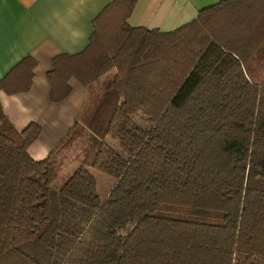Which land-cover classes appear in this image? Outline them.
I'll return each instance as SVG.
<instances>
[{
  "label": "trees",
  "instance_id": "obj_1",
  "mask_svg": "<svg viewBox=\"0 0 264 264\" xmlns=\"http://www.w3.org/2000/svg\"><path fill=\"white\" fill-rule=\"evenodd\" d=\"M139 1L107 6L78 65L51 74L54 102L72 76L91 94L60 189L54 154H29L41 127L0 108V264H264V0H223L169 32L129 25ZM139 114L149 127L132 131ZM91 169L115 180L105 200Z\"/></svg>",
  "mask_w": 264,
  "mask_h": 264
},
{
  "label": "crops",
  "instance_id": "obj_2",
  "mask_svg": "<svg viewBox=\"0 0 264 264\" xmlns=\"http://www.w3.org/2000/svg\"><path fill=\"white\" fill-rule=\"evenodd\" d=\"M114 1L0 0V80H3L0 84V108L19 131L32 123L41 127V136L29 148L30 156L36 161L48 158L55 148L41 142L44 123L48 121L46 127L55 126L52 120L57 118L58 107L63 110L72 100L76 85L83 93L72 117L77 116L81 105L83 107L91 95L79 78L72 76L68 82L72 89L70 95L59 103L54 102L51 99L54 76L51 74L57 65L60 69H66L73 63L78 65V58L74 56L88 47L94 21ZM164 3L165 0H140L128 20L129 25L169 32L191 22L201 10L208 8H203L205 5L201 0H193L194 13L183 16L187 10L186 3L177 10L170 5L167 11ZM43 62H51V69L42 77L38 70ZM254 67L257 72L264 71V61L255 62ZM72 132L70 128L69 133ZM79 159L82 157H76L78 165Z\"/></svg>",
  "mask_w": 264,
  "mask_h": 264
},
{
  "label": "rangeland",
  "instance_id": "obj_3",
  "mask_svg": "<svg viewBox=\"0 0 264 264\" xmlns=\"http://www.w3.org/2000/svg\"><path fill=\"white\" fill-rule=\"evenodd\" d=\"M175 1V2H174ZM222 0H201L203 3L202 5L206 6H212L215 4H218ZM193 0H165L164 9L170 10V5L172 6L173 9L177 10L182 6V4L186 3L187 4V10L184 12L183 16L187 15H192L195 10V6L192 4ZM202 8V9H203ZM198 16L195 15L194 19ZM188 21V20H187ZM192 21V20H191ZM179 25V24H178ZM174 27V26H170ZM173 29V28H171ZM164 31V30H163ZM168 32V31H166ZM51 69V62H43L41 67L38 70V73L40 76H44V73L48 70ZM259 76L257 77V82L261 83L264 79V71L259 70L257 72ZM83 93L81 87L79 85H76L75 89V95L72 98L67 105H65L62 109H59L56 112V119L52 120L55 121V126L54 127H46L48 125V121L44 123L45 125V131L42 139V143L45 144L46 146H49L50 148L54 147L55 148L52 150L51 154H54L53 157L58 160L59 164L62 167V171L59 174L58 180L54 185V188L60 189L62 185L66 183L68 178L74 173V171L80 166L77 164L76 157L81 156L82 157V152L83 148L87 147V134H83L81 137L76 138L74 142H71L69 138V131L70 128L72 131L75 133L72 136H78L79 134L84 132V129L82 126H84V113L86 112L87 109V103L82 107H80L77 116H73V113L75 115V108L78 105L79 99L81 97V94ZM83 108V110H82ZM86 108V109H85ZM79 123L77 125L76 123ZM77 125V126H76ZM85 127V126H84ZM131 130L134 131L138 128L141 129H148L149 124L146 122L144 116L142 114H139L135 117L132 118L131 121ZM115 149H118V143L117 142H109ZM91 173L95 176L98 182V191L103 200H105L112 188L115 185V180L99 171L90 170ZM157 215H170L172 217H184L188 218L191 217L193 219H198V220H204V218L194 212L193 210L190 209H183V208H173V207H163L161 210H158L155 212Z\"/></svg>",
  "mask_w": 264,
  "mask_h": 264
}]
</instances>
